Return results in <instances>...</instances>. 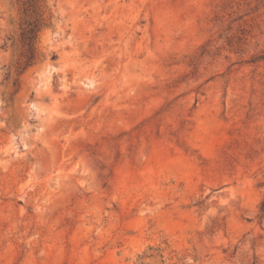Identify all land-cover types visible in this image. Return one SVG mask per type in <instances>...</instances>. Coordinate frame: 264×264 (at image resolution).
I'll list each match as a JSON object with an SVG mask.
<instances>
[{
  "label": "rangeland",
  "instance_id": "rangeland-1",
  "mask_svg": "<svg viewBox=\"0 0 264 264\" xmlns=\"http://www.w3.org/2000/svg\"><path fill=\"white\" fill-rule=\"evenodd\" d=\"M263 200L264 0H0V264H264Z\"/></svg>",
  "mask_w": 264,
  "mask_h": 264
},
{
  "label": "trees",
  "instance_id": "trees-1",
  "mask_svg": "<svg viewBox=\"0 0 264 264\" xmlns=\"http://www.w3.org/2000/svg\"><path fill=\"white\" fill-rule=\"evenodd\" d=\"M35 29H36V26H33L27 34H24L23 41H24L25 45H28V46L31 45V42L34 38ZM261 212H262V215L264 216V200L261 204Z\"/></svg>",
  "mask_w": 264,
  "mask_h": 264
}]
</instances>
